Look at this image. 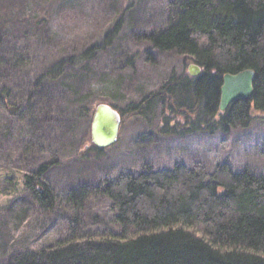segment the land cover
<instances>
[{"label": "trees", "instance_id": "obj_1", "mask_svg": "<svg viewBox=\"0 0 264 264\" xmlns=\"http://www.w3.org/2000/svg\"><path fill=\"white\" fill-rule=\"evenodd\" d=\"M50 3L56 6L47 7V0H0V13L6 12L0 18V48L10 29L24 40L38 34L56 40L66 29L78 28L83 4L104 23L114 6L113 0ZM148 5L136 24L124 21L125 7L102 26L100 45L60 59L31 83L24 73L30 65L27 48L7 52L0 57L2 109L25 130H34L48 117L55 98L46 83L63 80L68 69H84L96 52L118 43L126 28L134 44L186 57L200 75H170L158 91L127 103L124 110L107 104L121 117L149 123L158 113L161 132L174 135L185 124L212 132L245 129L254 114L264 113V0H152ZM37 13L50 19L36 18ZM122 54L117 57L129 63L132 57ZM247 70L254 72L252 97L221 112L223 77ZM21 74L24 81L18 79ZM12 79L17 101L4 85ZM94 110L82 105L79 113L91 123ZM55 164L27 172L22 184L42 213L62 219V234L49 244L18 252L11 264H264V174L235 170L227 162H174L158 169L146 164L59 194L43 181ZM96 198L109 202V229L88 230L84 224L87 206Z\"/></svg>", "mask_w": 264, "mask_h": 264}, {"label": "rangeland", "instance_id": "obj_2", "mask_svg": "<svg viewBox=\"0 0 264 264\" xmlns=\"http://www.w3.org/2000/svg\"><path fill=\"white\" fill-rule=\"evenodd\" d=\"M50 1L47 0L50 5L46 6L55 7ZM151 1L113 0L111 18L106 20L112 22L127 7L124 21L136 24L139 12L146 10ZM84 6L78 11L80 25L76 30L66 29L63 38L47 40L38 34L24 40L15 29H10L8 41L0 48V57L27 48L30 65L24 73L25 81L31 83L60 59L100 45L102 26L107 22L97 19ZM5 13L1 11V21ZM43 14L37 13L35 17L50 19ZM53 16L57 18V14ZM132 41L124 28L119 42L111 49L96 52L84 69L78 72L68 69L63 80L46 83L47 92L55 98L49 118L45 116L34 130H25L0 104V264H11L18 252L49 244L62 234V219L42 213L22 184L24 174L37 171L43 164L55 161L43 181L59 194L77 185L111 179L122 171L135 172L146 164L158 169L171 168L174 162L202 161L209 166L227 162L235 170L250 169L264 174V113L254 114L245 129L233 128L224 133L185 124L174 135L161 132L158 113L149 123L123 116L117 142L99 153L93 150L91 123L79 113L82 105L91 109L113 104L124 110L127 103L139 102L147 94L158 91L170 75L183 71L188 74V68L193 65L186 57L172 52L158 54L148 44ZM120 53L127 59L132 57L131 61L118 58ZM147 55L152 61L146 60ZM23 77L21 74L18 79L24 81ZM4 85L17 101L15 80H6ZM17 87L23 88V84ZM108 209L109 202L105 199H92L83 217L87 229H109Z\"/></svg>", "mask_w": 264, "mask_h": 264}, {"label": "water", "instance_id": "obj_3", "mask_svg": "<svg viewBox=\"0 0 264 264\" xmlns=\"http://www.w3.org/2000/svg\"><path fill=\"white\" fill-rule=\"evenodd\" d=\"M188 74L192 78L200 75L197 66H190ZM254 72L243 71L235 75H225L220 88L219 110L224 112L236 101L249 100L253 94ZM121 118L119 113L108 105H98L90 125L91 144L103 150L114 145L118 139Z\"/></svg>", "mask_w": 264, "mask_h": 264}, {"label": "bare ground", "instance_id": "obj_4", "mask_svg": "<svg viewBox=\"0 0 264 264\" xmlns=\"http://www.w3.org/2000/svg\"><path fill=\"white\" fill-rule=\"evenodd\" d=\"M92 145V144H91ZM93 146V145H92ZM94 147V146H93ZM97 149V148H96Z\"/></svg>", "mask_w": 264, "mask_h": 264}]
</instances>
